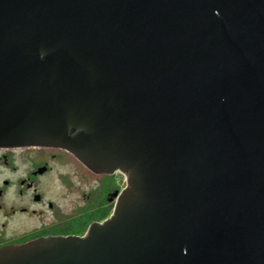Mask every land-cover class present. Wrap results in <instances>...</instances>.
I'll return each instance as SVG.
<instances>
[{
	"label": "water",
	"instance_id": "95a60500",
	"mask_svg": "<svg viewBox=\"0 0 264 264\" xmlns=\"http://www.w3.org/2000/svg\"><path fill=\"white\" fill-rule=\"evenodd\" d=\"M0 146L128 180L0 264H264V0H0Z\"/></svg>",
	"mask_w": 264,
	"mask_h": 264
},
{
	"label": "flooded vegetation",
	"instance_id": "af4514ba",
	"mask_svg": "<svg viewBox=\"0 0 264 264\" xmlns=\"http://www.w3.org/2000/svg\"><path fill=\"white\" fill-rule=\"evenodd\" d=\"M125 176L96 172L62 148L0 146V249L84 236L112 214Z\"/></svg>",
	"mask_w": 264,
	"mask_h": 264
},
{
	"label": "built area",
	"instance_id": "2783aa9c",
	"mask_svg": "<svg viewBox=\"0 0 264 264\" xmlns=\"http://www.w3.org/2000/svg\"><path fill=\"white\" fill-rule=\"evenodd\" d=\"M124 174V173H123ZM124 176H125V174H124ZM126 177V176H125ZM126 179H127V177H126Z\"/></svg>",
	"mask_w": 264,
	"mask_h": 264
}]
</instances>
